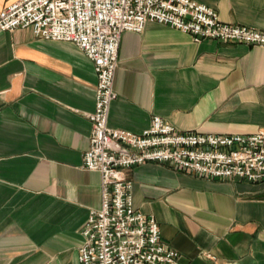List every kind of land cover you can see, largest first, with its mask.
I'll return each instance as SVG.
<instances>
[{
    "label": "crops",
    "instance_id": "obj_1",
    "mask_svg": "<svg viewBox=\"0 0 264 264\" xmlns=\"http://www.w3.org/2000/svg\"><path fill=\"white\" fill-rule=\"evenodd\" d=\"M17 0H0V12ZM264 32V0H194ZM97 76L73 43L0 30V264H79L102 207L90 149ZM109 126L141 134L159 116L182 131L264 130V47L205 40L150 22L123 35ZM134 204L180 253L174 264H264V183L217 181L148 163Z\"/></svg>",
    "mask_w": 264,
    "mask_h": 264
},
{
    "label": "built area",
    "instance_id": "obj_2",
    "mask_svg": "<svg viewBox=\"0 0 264 264\" xmlns=\"http://www.w3.org/2000/svg\"><path fill=\"white\" fill-rule=\"evenodd\" d=\"M157 22L194 42L264 47V32L221 21L194 0H17L0 12V30L31 28L42 40L76 44L97 76L93 130L83 167L101 175L102 207L85 223L79 264H174L180 253L163 240L159 222L134 204L129 173L148 163L217 181L264 183V130L216 135L182 131L155 116L141 134L109 126L118 98L115 77L123 35Z\"/></svg>",
    "mask_w": 264,
    "mask_h": 264
}]
</instances>
